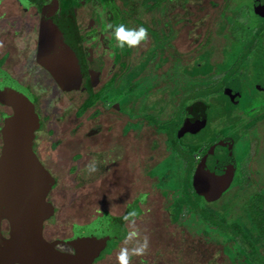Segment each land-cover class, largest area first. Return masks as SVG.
Returning <instances> with one entry per match:
<instances>
[{
  "label": "rangeland",
  "instance_id": "1",
  "mask_svg": "<svg viewBox=\"0 0 264 264\" xmlns=\"http://www.w3.org/2000/svg\"><path fill=\"white\" fill-rule=\"evenodd\" d=\"M223 1L171 0L163 2L159 11L153 9L152 13L149 11L142 16L146 23L154 27H157L155 18H159L165 41L169 39L161 54L167 58L162 64L166 76L168 70L173 67H170L173 58H179L183 62L174 64L173 70L178 78L172 81V86L177 85L179 93L173 94V98L169 97V103L165 101V105H170L174 98L178 99L179 113H182L184 107H188L193 99H197L207 105L208 111L213 112L211 117L219 118L216 122L221 121L222 125L223 119L226 122V113L231 114L229 117L232 116L231 119L238 121L235 128L242 131L236 139L245 140L244 148V127L252 123V120L259 121L260 126L256 128L259 133L254 129L249 133L250 142L253 143L251 149L255 146L256 150L253 148V151L259 158H256L253 164L255 166L251 168L245 161H240L244 153H249V149L246 148L247 152L240 153L237 159V163L241 165L239 176L236 170L234 172V165H231L217 184L203 186L199 192L193 191L188 179L190 165L187 167L185 160L175 153V143L170 150L165 149L164 144L157 148L152 144L153 132L147 127V141L138 144L135 139L126 142V137L117 136L119 146L114 147L112 141L106 142L105 139L118 127H105L104 123L101 127L93 125L92 109L79 116L83 109H78V91L65 94L51 86H46L44 90L36 88V92L40 94L37 108L44 114L41 118L43 125L38 131L37 149L40 158L56 176L57 185L51 195L56 204L61 203L62 210L57 217L88 222L92 215H96L82 233L85 240L79 259H67L66 262L117 264L116 253L126 246L124 241L132 227L131 222L126 220V230L119 225L120 220H123L127 213L135 211L136 215L139 214L134 218L135 226L141 238H148L149 247L143 256H133L130 264H264V223L258 219L254 220V211L250 212L248 207L249 199L257 197L258 193H262L264 201V113L252 118L251 112L244 116L240 109L248 108L255 99L252 97L254 93L242 90L238 96L239 104L231 103L226 96L218 92L216 85L206 86L203 75L208 67H197V70H193L185 63H192L195 43L203 38L202 33L197 30L203 32L207 23L210 26L212 15L215 18L218 15L207 16L204 13L217 8V11H221ZM139 2L140 0H130L138 11H143L145 6L140 7ZM151 4L152 2H148L147 6L150 8ZM21 21L22 19L16 26L20 29L19 36L14 38L18 48L15 52L17 57L20 56L21 50L17 40L23 36ZM3 24L0 20V43L2 39L7 43L13 36L7 34L8 27ZM132 25L134 28L138 27L136 24ZM195 33L197 37L194 40ZM35 34L36 31L32 29V37ZM227 40L229 41V38ZM152 42L151 36L148 35L147 41L133 48L132 59L140 58V53L145 48L148 53L145 52L141 56L143 58L148 54L149 58L154 47ZM202 56L203 54H200L199 58ZM217 67L219 68L214 70L221 69L220 66ZM257 72L264 76L263 62L251 70L250 77ZM194 73L202 76L197 79L196 84L188 80ZM150 74L146 77L148 85L145 90L158 81ZM168 80L170 79L166 77L156 86L165 84ZM260 83L264 86V81L262 83L260 80ZM195 86H198V90ZM142 90L143 88L138 89ZM121 111L131 114L130 109ZM212 120H208V125L201 130L198 137L186 135L185 140L193 142L194 139H204L208 134L214 135L216 122ZM121 128L125 136L128 126L123 123ZM113 148L116 150L115 154V151L109 152L110 149L114 150ZM117 154L121 156L118 159L114 156ZM92 161H95L96 171L89 172L86 166ZM250 172H253L252 176ZM143 173L150 178H141ZM143 189L149 192L147 201L145 194H138ZM206 200L210 202L207 203ZM136 201L142 202L143 212L137 207ZM95 209L97 210L94 211ZM103 211H108V214ZM49 213L53 214L52 209ZM109 213L122 214L121 219H109ZM216 222L225 226L220 227ZM226 224H232L233 229L227 228ZM132 246L131 243L127 245L129 248ZM48 262L57 264L51 256Z\"/></svg>",
  "mask_w": 264,
  "mask_h": 264
},
{
  "label": "flooded vegetation",
  "instance_id": "2",
  "mask_svg": "<svg viewBox=\"0 0 264 264\" xmlns=\"http://www.w3.org/2000/svg\"><path fill=\"white\" fill-rule=\"evenodd\" d=\"M157 1H161V4L164 2V0ZM66 2L67 0H0V20L3 21V25L8 27L7 34L13 36L12 40L7 43L3 39L0 43V159L4 158V164H8L7 168L14 166L19 169L17 178H20L22 174L25 175L24 179L28 183L27 189L31 196L32 182L35 185L33 187L38 189L37 205L41 216L40 238L50 247V252L57 255L75 254L77 245L78 249L82 248L85 240L82 233L92 223L96 215H92V219L88 222L73 221L67 217L58 219L57 217V214L62 210L61 203L56 204L51 195L57 185L56 176L53 170L40 158L37 149L38 131L43 125L41 118L44 114L40 113L37 108L40 94L36 92V88L44 90L46 86H51L65 94L74 90L78 91V109H83L79 116H83L87 110L92 109L93 125L101 127L104 123L105 127L110 125L118 127L105 139L106 142L112 141L114 147L119 146L117 136L126 137V142L135 139L138 144L147 141V130L149 129L153 132L152 144H155L157 148L164 144V148L170 150V147L175 143L177 147L175 153L185 160L187 167L190 165L188 179L193 191V178L201 167L203 158L223 141L231 144V155L225 173L231 165H234V172L236 170L239 176L241 165L237 163V159L241 155L240 153L246 151V148L249 149V153L243 154L241 162L245 161L249 164L247 166L252 168L256 158H259L253 151L255 146L254 149H251L253 143L250 142L249 135L251 129L258 132L256 128L259 121L252 120V123L244 127L243 130L246 131L243 136L246 138V148H244L245 140L236 139L242 132L235 128L238 121L231 119L232 116L229 117L231 114L226 113V122L224 119L222 122L224 125L221 124V121L217 123L219 118H212L213 112L208 111L209 108L205 104L204 127L195 133L186 132L178 137V129L183 119L189 115L187 107H184L183 112L179 113L178 99L174 98L170 105H165V101L169 103V97L179 93L178 86H172V81L176 77L178 78L172 68L174 64L183 62L179 58H173L170 66L173 67L168 70L169 73L166 76L162 64L167 58L161 54L169 39L165 41L164 30L160 26L159 18L156 19L153 16L157 27L144 21L142 14L153 10L147 6L149 0H140L139 6H145L143 11H138V8H135L130 0H76V6H74L76 29L68 27L65 35L59 31V35L54 38L53 43L55 52L49 51V58L53 53L58 54L60 60L66 61L67 56L72 58L75 68L59 83L56 82L45 66L47 62L44 64L42 57H39L40 62L38 61L39 28L41 21L48 18H51L57 26L60 17L66 16L63 12V5ZM223 2L221 11H217L219 10L217 8L204 13L205 15H218L216 18L212 15L210 26L207 23L203 32L197 30L198 33H202L203 38L195 43L192 63H185H188L193 70H197V67H208L209 69L203 75L206 86L216 85L218 92L226 96L231 103L238 102V96L241 95L242 90L248 91L250 94L254 93L252 97L255 99L252 100L248 108L244 110L241 107L240 109L244 116L251 112L250 118H252V116L264 113V86L260 83V80L263 83L264 76L257 72L250 77L251 70L261 62L264 63V0H224ZM161 4L157 6V11ZM196 18H194L195 22ZM20 19L23 23V36L17 40L21 47L20 56L17 57L15 52L18 48L14 38L18 37L20 33V29L16 27L20 24ZM107 23H123L129 28H134L132 24H136L147 28L152 43H154L150 57L147 58V54L142 58V54L147 52V48H145L140 53V58L132 59L133 48L127 45L123 49L117 47L115 39L109 31L105 30ZM32 29L36 31L33 37ZM193 29L195 30L196 27ZM194 35L195 40L197 33ZM224 47L226 48L223 49ZM200 54L203 56L199 58ZM217 66L221 67L218 71L214 70L219 68ZM156 70L157 72H155ZM149 74L157 78L158 81L145 90L144 88L148 85L146 77ZM200 75L194 73L188 77V80L196 84L197 79L202 77ZM166 77L170 79L167 83L156 86ZM220 79L223 80L220 81ZM176 82L178 83V81ZM62 85H76V87L63 89ZM245 87L247 89H243ZM142 88V91H138ZM194 88L198 90V86ZM193 100L192 103L200 102L197 99ZM238 104L239 102L236 105ZM122 106L123 109H130L131 114L122 112ZM208 120L216 122L214 135L213 133L212 135L208 134L204 139H194L193 142L185 140L186 135L198 137L201 130L208 125ZM123 123L128 126L125 136L122 134L121 128ZM257 135L259 136V134ZM166 140H168V145H166ZM109 152L115 154L116 150L110 149ZM6 154L7 156H5ZM114 156L117 159L121 157L118 154ZM248 157L249 159H247ZM208 169L207 167L205 170ZM13 175L16 176L12 172ZM250 175L252 176L253 172H250ZM141 178L150 177L143 173ZM139 193L145 194L147 201L149 192L143 189ZM136 204L143 212L142 202L136 201ZM259 207L264 211V204H259ZM4 209L5 206L0 199V257L7 240L10 239L12 230L9 219L3 215ZM51 209L52 215L49 213ZM103 212L108 213V211ZM113 216L120 217L122 214ZM125 221H123V226L127 230ZM76 229L82 235V243L78 244V241L76 244L65 242L75 236L74 230Z\"/></svg>",
  "mask_w": 264,
  "mask_h": 264
},
{
  "label": "water",
  "instance_id": "3",
  "mask_svg": "<svg viewBox=\"0 0 264 264\" xmlns=\"http://www.w3.org/2000/svg\"><path fill=\"white\" fill-rule=\"evenodd\" d=\"M58 35L59 30L51 18L41 21L38 39V61L40 62L39 57H42L44 64L47 62L48 65L45 64V66L54 77V80L59 83L60 80L71 74L75 67L73 59L68 56L66 61L60 60L59 55L56 53H53L49 58V51L55 50L53 43L54 38H57ZM72 87H76V85H62L63 89H71ZM204 110L205 105L201 102L192 103L187 107L189 115L183 119L178 129L179 137L186 132L195 133L205 125ZM230 155L231 144L225 143V141L212 149L203 158L201 167L194 175V191L199 192L203 186L217 184L226 171ZM7 165L4 164V158L2 157L0 159V199L5 206L3 215L9 219L12 230L10 239L7 240L6 246L2 250L0 264H48L50 256L56 260L59 254L50 252V247L40 238L41 216L37 205L38 189L33 187L35 185L32 182L31 196L28 193L27 188L29 186L24 179L25 175L22 174L20 178H17L19 169L14 166L7 168ZM207 167L209 169L206 171ZM12 172L16 174L15 177L12 176ZM74 235L70 238V241L65 240V242L76 244L78 241V244L82 243L80 231L74 230ZM29 236L32 237L29 238ZM77 246L75 254L79 250Z\"/></svg>",
  "mask_w": 264,
  "mask_h": 264
},
{
  "label": "clouds",
  "instance_id": "4",
  "mask_svg": "<svg viewBox=\"0 0 264 264\" xmlns=\"http://www.w3.org/2000/svg\"><path fill=\"white\" fill-rule=\"evenodd\" d=\"M105 30L110 32L117 43V47L121 49H123L125 45L130 48L138 47L142 42L147 41L149 35L148 29L142 25L129 28L123 23H107L105 24ZM86 167L89 172L96 171L95 161L90 162ZM135 216L136 212L132 211L123 217L124 220L131 222L132 227L124 241L126 246L121 247L116 253L117 264H130L133 256H143L148 251V238L146 236L143 238L140 237V233L135 226ZM130 243L133 245L131 248L127 247Z\"/></svg>",
  "mask_w": 264,
  "mask_h": 264
},
{
  "label": "trees",
  "instance_id": "5",
  "mask_svg": "<svg viewBox=\"0 0 264 264\" xmlns=\"http://www.w3.org/2000/svg\"><path fill=\"white\" fill-rule=\"evenodd\" d=\"M166 1H171V0H164V2H166ZM149 2H152L150 8H152L154 10L157 8V6H160V4H161V1L158 2L157 0H149ZM74 6H76V0H67V2L63 5V12H64V15H66V16L60 17V21L57 23V26H56L57 29L60 31V33L63 34V35H65L67 33L68 27H73V29H76V27H77L76 23H75ZM156 11H157V9H156ZM173 70H174V67L172 68V71ZM183 105L184 104L182 103L181 106H183ZM184 157H186V156L184 155ZM258 194L259 195L257 197L259 198V200H257V197H253V198L249 199L248 207L250 208V212L254 211V215H255L254 220L258 219V220H261L263 222L264 221V211L259 207V204H264V201L262 200V193H258ZM205 202L208 203L210 201L206 200ZM109 219H112V220H117L118 219V220H120L121 217L110 215ZM123 221H124V219L123 220L121 219L120 220L121 224H119V225L124 228ZM216 224H218L220 227H224L225 226V225L223 226V223H221V222H216ZM226 227L233 229L232 224H226ZM81 249L78 250L77 254H71V255L59 254L56 257L57 264H72L71 262L70 263L66 262V260L67 259H72L73 260L74 258L79 259V256L81 254L80 253Z\"/></svg>",
  "mask_w": 264,
  "mask_h": 264
}]
</instances>
